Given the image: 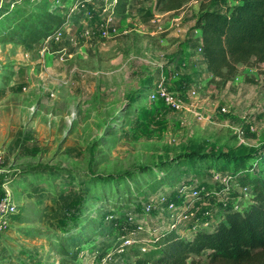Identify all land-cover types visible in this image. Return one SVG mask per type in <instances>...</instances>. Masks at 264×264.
I'll return each instance as SVG.
<instances>
[{
    "label": "rangeland",
    "instance_id": "obj_1",
    "mask_svg": "<svg viewBox=\"0 0 264 264\" xmlns=\"http://www.w3.org/2000/svg\"><path fill=\"white\" fill-rule=\"evenodd\" d=\"M31 1L0 0V15ZM209 1L165 11L130 0L118 16L116 0H48L68 22L29 45L10 43L14 23L0 20V200L16 207L1 220L0 264H133L151 235L125 250L123 238L158 185L200 169L189 154L246 161L264 147V65L240 66L226 86L211 82L200 49L195 71L183 65ZM160 85L181 111L149 100ZM204 186L200 217L221 202L214 181Z\"/></svg>",
    "mask_w": 264,
    "mask_h": 264
},
{
    "label": "trees",
    "instance_id": "obj_2",
    "mask_svg": "<svg viewBox=\"0 0 264 264\" xmlns=\"http://www.w3.org/2000/svg\"><path fill=\"white\" fill-rule=\"evenodd\" d=\"M129 1L116 0L114 13L126 15ZM190 1L158 0L163 3L165 11H180ZM31 2L28 11L11 10L9 7L1 11L0 20L8 16L14 23L9 32L10 43L21 40L25 45L34 44L67 24V16L60 15V9L48 5V0ZM209 2L208 6L202 3L201 14L193 27V30L199 31V36L194 37L192 49L202 51L211 82L226 86L237 77L240 66L252 63L264 65V0ZM188 156V161L199 160L200 169L192 170L185 166L188 179L179 175V179L169 181L168 186L158 185L154 190L158 194L157 200L165 196L168 202L176 204L173 217L157 211L145 214V206L156 199L142 202L137 215L144 216L143 220L138 219L135 227H131L135 230L139 226L144 228L136 242L146 240L143 239L144 231L148 229L145 233L151 235L150 250L138 255L133 264H264V147L253 157L247 158L248 161H241L240 158L225 161L224 156L197 153ZM227 165L229 170L225 169ZM232 165L237 166L231 168ZM202 170L208 171L209 175L205 181L199 182V176H204ZM215 174L225 177L226 183L216 181ZM161 178L158 177V180ZM213 181L216 187L209 190L210 194L220 195L218 198L221 202L215 207L211 205L206 217H200L198 212L193 213L194 203L207 197L208 191L204 185ZM167 188L172 190L170 195L163 193L162 189ZM244 189H247V193H244ZM182 190H185L184 193ZM195 190L199 191V195L192 198ZM184 194H188L187 199ZM236 204H239L238 210L235 209ZM189 214H192L191 217L181 222V218ZM129 216L132 219L130 223L134 224L133 214ZM94 228L97 230L94 237H101L100 226ZM75 234L72 238L78 239L79 236ZM79 244L84 246L88 243ZM62 253L64 257H70L66 250Z\"/></svg>",
    "mask_w": 264,
    "mask_h": 264
},
{
    "label": "built area",
    "instance_id": "obj_3",
    "mask_svg": "<svg viewBox=\"0 0 264 264\" xmlns=\"http://www.w3.org/2000/svg\"><path fill=\"white\" fill-rule=\"evenodd\" d=\"M149 100L152 101H159L162 100L164 103L170 107L173 110L176 111H181L183 106L182 103H180L179 98L175 97L174 94L170 93L165 87L160 85L157 87L155 91H153L150 96ZM221 111L224 113H228L229 109L227 106H224L221 108ZM1 159V157H0ZM215 180L219 181L221 183H226V178L221 177L218 174H215ZM185 190H182V193H184ZM244 193H247V189H244ZM199 195V191L195 190L192 192L191 197H197ZM188 194H184V198L187 199ZM155 203H157L155 205ZM177 209L176 204L168 202L164 197H160L156 201H151L149 202L145 208L144 212L145 214H152L153 212L157 211L159 214H166L167 216L173 217L174 211ZM235 209H239V204L235 205ZM16 210V207L13 203L10 202L8 197L1 199L0 200V224L1 220H5L2 218H6V216H10L11 214H14ZM167 211V212H165ZM144 228L143 227H138L137 230L134 232L130 233L128 236L124 237L122 240V247L125 250L127 247L133 245L136 243L137 236H139L143 232ZM145 250V249H144Z\"/></svg>",
    "mask_w": 264,
    "mask_h": 264
},
{
    "label": "crops",
    "instance_id": "obj_4",
    "mask_svg": "<svg viewBox=\"0 0 264 264\" xmlns=\"http://www.w3.org/2000/svg\"><path fill=\"white\" fill-rule=\"evenodd\" d=\"M188 55V56H187ZM184 56H186L185 57V62H184V64L183 65H188L189 66V72L190 71H195L196 70V67H195V63H196V60H197V55H195L194 54V50H191L190 52H189V54L188 53H185V55ZM183 57V55H181V56H179V59H181ZM206 62V61H205ZM206 64V63H205ZM206 66V65H205ZM206 72H208L207 71V67H206ZM224 107V106H223ZM206 208V207H205ZM207 209H209L208 207H207ZM191 215L192 214H189V215H185V216H183L181 219V222H183V221H185V220H188V218H190L191 217Z\"/></svg>",
    "mask_w": 264,
    "mask_h": 264
}]
</instances>
